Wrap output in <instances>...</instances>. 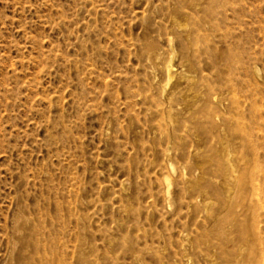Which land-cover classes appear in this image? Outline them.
Masks as SVG:
<instances>
[{
    "label": "rangeland",
    "instance_id": "374dc122",
    "mask_svg": "<svg viewBox=\"0 0 264 264\" xmlns=\"http://www.w3.org/2000/svg\"><path fill=\"white\" fill-rule=\"evenodd\" d=\"M0 264H264V0H0Z\"/></svg>",
    "mask_w": 264,
    "mask_h": 264
}]
</instances>
